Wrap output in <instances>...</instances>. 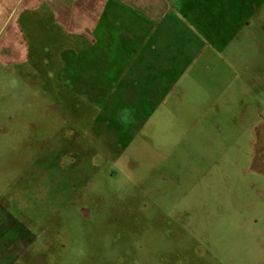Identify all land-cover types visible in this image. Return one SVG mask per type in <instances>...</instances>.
<instances>
[{
  "label": "rangeland",
  "instance_id": "rangeland-1",
  "mask_svg": "<svg viewBox=\"0 0 264 264\" xmlns=\"http://www.w3.org/2000/svg\"><path fill=\"white\" fill-rule=\"evenodd\" d=\"M196 8L160 99L0 74V264H264V0Z\"/></svg>",
  "mask_w": 264,
  "mask_h": 264
},
{
  "label": "crops",
  "instance_id": "crops-1",
  "mask_svg": "<svg viewBox=\"0 0 264 264\" xmlns=\"http://www.w3.org/2000/svg\"><path fill=\"white\" fill-rule=\"evenodd\" d=\"M205 1L0 0V74H25L34 66L41 84L50 66L71 78L65 87L72 91L100 96L124 85L148 99H160L155 92L177 72L172 53L191 51L187 41L179 51L170 46L176 28L187 23V7L200 10ZM126 92L128 100L134 98ZM27 236L18 237L13 250L17 258L31 244Z\"/></svg>",
  "mask_w": 264,
  "mask_h": 264
}]
</instances>
